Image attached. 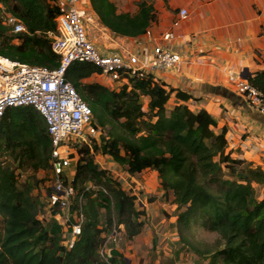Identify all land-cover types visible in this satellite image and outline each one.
Segmentation results:
<instances>
[{
  "label": "trees",
  "instance_id": "1",
  "mask_svg": "<svg viewBox=\"0 0 264 264\" xmlns=\"http://www.w3.org/2000/svg\"><path fill=\"white\" fill-rule=\"evenodd\" d=\"M54 1L0 0V54L58 67L52 41L61 8ZM91 3L100 22L122 37L146 33L156 18L151 0L140 1L135 14L119 13L112 0ZM4 13L21 19L28 31L12 33ZM97 71L91 63L78 62L67 74L96 122L110 126L101 143L79 148L73 185L75 208L83 210L85 222L72 247L64 243L60 224L38 217L43 204L34 191L44 181L38 173H49L51 167L52 140L45 119L24 107L9 110L0 121V264H130L116 249L103 253L106 234L123 226L120 231L127 239L137 238L145 228L146 212L137 207V195L96 161L98 153L110 155L131 175L158 172L164 196H172L177 206L174 229L183 249L209 264H264V197L255 186L264 184V170L233 155L227 127L219 128L206 109L194 111L179 103L192 96L152 74L113 90L87 82ZM248 80L264 92V70ZM174 93L178 103L168 108ZM199 229L213 234V240L200 244Z\"/></svg>",
  "mask_w": 264,
  "mask_h": 264
},
{
  "label": "built area",
  "instance_id": "2",
  "mask_svg": "<svg viewBox=\"0 0 264 264\" xmlns=\"http://www.w3.org/2000/svg\"><path fill=\"white\" fill-rule=\"evenodd\" d=\"M54 2L61 8L56 18L57 33L52 41V50L59 57V65L55 68L32 65L0 54V121L9 110L24 107L36 109L45 119L52 140L51 176L38 217L43 222L60 224L64 230V243L72 247L82 234L85 216L81 208H75L77 191L73 185L74 176L69 178V169L77 165L79 148L84 144L99 143L100 137L107 135V128L96 122L91 106L68 80L69 69L74 63H91L98 71L90 79L113 90L131 85L134 78L146 77L151 68L180 72L189 60L174 50L169 42L177 38L176 30L189 19L190 13L187 8H181L172 27L158 37L153 35L151 27L147 29L145 34L160 42L154 45L152 57L144 60L134 52L105 50L91 38V28L103 34L106 29L90 0ZM4 24L14 34L28 31L21 19L8 13H4ZM16 42L20 40L17 38ZM230 81L251 108L264 114V92L248 78L230 76ZM238 128H243L242 133L246 134L244 127L238 125ZM235 135V129L227 130L229 148H232ZM253 138L249 148H260L264 137ZM74 168L72 175L75 174Z\"/></svg>",
  "mask_w": 264,
  "mask_h": 264
},
{
  "label": "crops",
  "instance_id": "3",
  "mask_svg": "<svg viewBox=\"0 0 264 264\" xmlns=\"http://www.w3.org/2000/svg\"><path fill=\"white\" fill-rule=\"evenodd\" d=\"M112 1L119 13L135 14L139 10L138 2L142 0L131 6L129 5L131 0ZM151 2L155 8L156 18L150 27L155 37L172 27V22L181 8L189 10V19L176 30L177 38L169 42L174 50L189 60V63L183 65L180 72L157 68H151L148 72L155 80L192 96L188 101L179 103L191 105L194 111L204 108L214 116L219 128L226 126L227 129H235V140L231 148L233 155L264 170V142L260 143V148H249L251 141L255 139L253 136L264 137V114L251 108L245 98L235 91L230 81V76L249 78L264 70V0H151ZM104 28L109 38L101 44L94 39L103 49L121 53L134 52L144 60L152 57L154 45L160 42L157 39H150L145 33L138 37H122L113 34L105 26ZM218 87L233 92L236 98L226 95L218 90ZM172 99L175 104L178 103L176 93L172 95ZM148 101L149 98L145 97L146 105ZM235 124L244 127L246 134L243 135V128L240 129ZM97 162L110 172H115L120 166L112 160L115 164L113 170V167H106L102 162ZM75 171L76 167L74 173ZM125 171L127 172L126 169ZM128 176L132 178V182L135 180L139 182L137 187H141L144 193L151 189L154 181L158 184L160 182L158 172L152 169ZM255 186L260 196L264 197V184ZM140 203L145 204L148 209L149 204L146 200L142 202L141 199Z\"/></svg>",
  "mask_w": 264,
  "mask_h": 264
},
{
  "label": "rangeland",
  "instance_id": "4",
  "mask_svg": "<svg viewBox=\"0 0 264 264\" xmlns=\"http://www.w3.org/2000/svg\"><path fill=\"white\" fill-rule=\"evenodd\" d=\"M138 1L131 0L129 1V5H135ZM90 36L100 44L109 38L107 34H103L101 31L92 28ZM87 82L95 81L88 79ZM174 105L175 101L173 99L168 102V108ZM106 128L108 132L110 126H106ZM103 136L100 137L99 143H101ZM106 155L108 154L98 153L96 155V161L102 162L106 167L111 166L114 170L115 164L112 162L113 158L107 157ZM73 168L69 169V173H71V176L69 175L70 179L74 176L72 175ZM111 173L127 192L137 195V207L140 210L144 209L146 212L143 216L146 225L141 235L133 240L127 239L123 231H120L124 230L123 226H120L121 229H115L112 234H106V245L103 249L104 254L109 253L111 248L116 249L129 259L130 264H209V260L206 258L182 248V243L179 241V237L176 236L174 229L178 213L177 206L173 203L172 196L169 198L164 196L160 182L158 184L154 181L155 183L150 187L151 189L144 193L141 187H137V183L139 182L137 180L132 182V178L128 176L129 174H127L122 165L117 167L115 172L112 171ZM50 176L51 173L47 171H40L38 173V177L44 179L34 191V194L39 197L40 202H42L44 192L49 185ZM25 177L26 175H23L21 180L23 181ZM141 199L142 202L143 200L147 201L149 204L148 209H146L145 204L140 203ZM2 226L3 221L0 216V230ZM196 235L199 238V243L202 242L200 244H203L205 240H213L214 238L213 234L206 233L201 229L196 232Z\"/></svg>",
  "mask_w": 264,
  "mask_h": 264
},
{
  "label": "water",
  "instance_id": "5",
  "mask_svg": "<svg viewBox=\"0 0 264 264\" xmlns=\"http://www.w3.org/2000/svg\"><path fill=\"white\" fill-rule=\"evenodd\" d=\"M245 78H248V77H245ZM218 90L222 91L223 93H225L228 96H232L233 98H236V95L233 92H231L225 88L218 87Z\"/></svg>",
  "mask_w": 264,
  "mask_h": 264
}]
</instances>
